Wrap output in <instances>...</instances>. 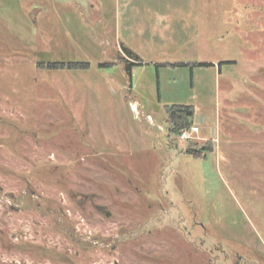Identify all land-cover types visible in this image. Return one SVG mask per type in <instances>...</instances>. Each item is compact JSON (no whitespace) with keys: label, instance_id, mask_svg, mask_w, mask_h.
<instances>
[{"label":"rangeland","instance_id":"obj_1","mask_svg":"<svg viewBox=\"0 0 264 264\" xmlns=\"http://www.w3.org/2000/svg\"><path fill=\"white\" fill-rule=\"evenodd\" d=\"M239 257L264 260V0H0V264Z\"/></svg>","mask_w":264,"mask_h":264},{"label":"trees","instance_id":"obj_2","mask_svg":"<svg viewBox=\"0 0 264 264\" xmlns=\"http://www.w3.org/2000/svg\"><path fill=\"white\" fill-rule=\"evenodd\" d=\"M122 52L125 54V58H127L128 63L125 65L127 74L131 76V66L133 64H138L139 59L136 54L133 53L130 49L121 46ZM127 56V57H126ZM37 66L42 69L49 70H65L66 64L64 62H46L39 61ZM71 68H76L73 65H70ZM168 130L177 138L182 133L184 129L191 128L193 123L190 121V117L194 114V107L189 105H173L168 108Z\"/></svg>","mask_w":264,"mask_h":264},{"label":"built area","instance_id":"obj_3","mask_svg":"<svg viewBox=\"0 0 264 264\" xmlns=\"http://www.w3.org/2000/svg\"><path fill=\"white\" fill-rule=\"evenodd\" d=\"M199 132V128L198 126L196 125H193L191 128H188V129H184L182 131V133L179 135V140L180 141H185V140H188V139H192L194 138V134L198 133Z\"/></svg>","mask_w":264,"mask_h":264},{"label":"flooded vegetation","instance_id":"obj_4","mask_svg":"<svg viewBox=\"0 0 264 264\" xmlns=\"http://www.w3.org/2000/svg\"><path fill=\"white\" fill-rule=\"evenodd\" d=\"M178 140H179V138H178ZM180 141V140H179ZM98 208L100 209V207L98 206ZM264 258V257H263ZM256 259V258H255ZM260 259H256L255 261H254V263L255 264H259L260 262ZM262 262H263V264H264V260H262ZM235 264H247V263H245V261H244V258H240L239 257V259H238V262L237 263H235ZM262 264V263H261Z\"/></svg>","mask_w":264,"mask_h":264}]
</instances>
